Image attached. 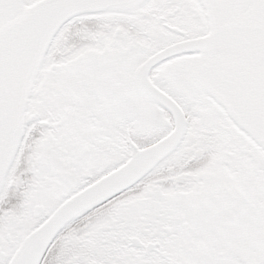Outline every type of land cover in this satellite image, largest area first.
<instances>
[{"label":"snow or ice","instance_id":"snow-or-ice-1","mask_svg":"<svg viewBox=\"0 0 264 264\" xmlns=\"http://www.w3.org/2000/svg\"><path fill=\"white\" fill-rule=\"evenodd\" d=\"M0 264H264V0H0Z\"/></svg>","mask_w":264,"mask_h":264}]
</instances>
